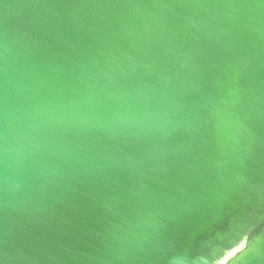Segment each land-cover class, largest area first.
<instances>
[{"label": "water", "instance_id": "obj_1", "mask_svg": "<svg viewBox=\"0 0 264 264\" xmlns=\"http://www.w3.org/2000/svg\"><path fill=\"white\" fill-rule=\"evenodd\" d=\"M0 264H264V0H0Z\"/></svg>", "mask_w": 264, "mask_h": 264}]
</instances>
